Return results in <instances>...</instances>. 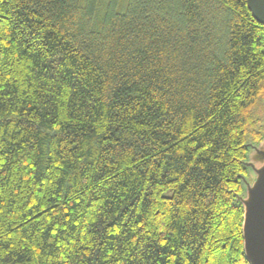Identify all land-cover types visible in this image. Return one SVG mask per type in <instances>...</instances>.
Instances as JSON below:
<instances>
[{"label":"trees","instance_id":"1","mask_svg":"<svg viewBox=\"0 0 264 264\" xmlns=\"http://www.w3.org/2000/svg\"><path fill=\"white\" fill-rule=\"evenodd\" d=\"M247 1L0 0V264H250Z\"/></svg>","mask_w":264,"mask_h":264},{"label":"water","instance_id":"2","mask_svg":"<svg viewBox=\"0 0 264 264\" xmlns=\"http://www.w3.org/2000/svg\"><path fill=\"white\" fill-rule=\"evenodd\" d=\"M248 8L254 19L264 25V0H248ZM252 151L245 163L252 170L253 181L242 179L246 193L238 200L244 208V251L250 264H264V140Z\"/></svg>","mask_w":264,"mask_h":264}]
</instances>
